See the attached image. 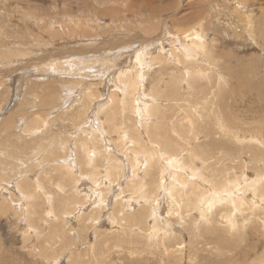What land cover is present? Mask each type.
Listing matches in <instances>:
<instances>
[{"label":"rangeland","instance_id":"obj_1","mask_svg":"<svg viewBox=\"0 0 264 264\" xmlns=\"http://www.w3.org/2000/svg\"><path fill=\"white\" fill-rule=\"evenodd\" d=\"M131 1L0 0V264H264V202L253 205L264 197L260 192L244 195L247 217L233 215L232 204L223 202L211 225L195 235L185 228V254L163 259L160 242L144 249L147 200L155 194L165 215L171 205V196L158 188L160 179L175 182L180 169H205L191 162V148L217 169L207 175L218 185L233 179L239 163L250 173L264 171V0H174L185 4L179 12L178 5L135 10ZM161 13L171 15V30L150 50L145 68L146 94L158 90L159 105L144 132L150 130L158 146L140 132L131 97L122 106L118 93L99 115L102 133L92 121L97 104L103 109L112 94L108 80L130 65L152 29L157 32ZM193 28L205 34V49L189 56L183 48H189ZM216 104L231 111L221 122L226 132L214 117ZM257 137L262 139L251 140ZM239 145L248 146L242 149L246 156ZM138 155L148 165L135 167ZM177 155L183 167L164 170ZM228 210L247 226H228L220 218Z\"/></svg>","mask_w":264,"mask_h":264},{"label":"bare ground","instance_id":"obj_2","mask_svg":"<svg viewBox=\"0 0 264 264\" xmlns=\"http://www.w3.org/2000/svg\"><path fill=\"white\" fill-rule=\"evenodd\" d=\"M131 1V0H130ZM139 0H132L129 5L130 7H139V8H146V7H151L152 9L159 11L161 10L160 7H168V9L171 6H175V2L176 1H168L167 3H163V2H157L158 0H141V2H138ZM253 2H255L256 0H252ZM259 1V0H257ZM181 3V2H180ZM178 5V6H177ZM177 8H176V12H179L184 5L181 4H177ZM187 5V4H186ZM125 6V5H124ZM202 7V6H200ZM133 9V8H132ZM163 11V10H162ZM161 11V12H162ZM142 13V11H141ZM144 13V12H143ZM149 13V12H148ZM174 13V12H173ZM172 13V15H173ZM199 15L198 17L201 18L202 13L200 11H198ZM162 14V13H161ZM139 15V14H138ZM145 15V14H143ZM153 15V14H152ZM156 15V14H155ZM154 15V16H155ZM124 16V15H123ZM98 17V16H97ZM147 17V16H146ZM151 17V16H150ZM156 17V16H155ZM171 17V15L169 16L168 14L164 15L162 14L160 21V25L156 26V31L155 33L154 30L152 29L153 32H149L150 35L146 36V39L141 42L140 47L138 48V50H136L133 54H132V59H131V63L130 65L128 64L126 67H124V69H119L118 70V74L117 76H111V78L108 80L109 83H111L112 86V94H108V97L106 100L105 104H103L102 101V105L105 106L103 109L100 107V102L97 104V108H96V113L95 115H93V127L98 128L99 130L102 131V133H104V126L102 124V120L100 119L101 117L99 116L100 113L104 112L106 109L108 110V108L110 107V105H112V102L110 100H113L114 97H116L115 95L118 93V97L120 98L121 102H122V106H124L125 104V99L127 97H131L130 98V102H132V107L135 110L136 113V118H137V122H139L138 124H140V128L138 126V128L140 129L141 133H144L145 136L147 137V139L153 143L154 145L158 146V142L153 141L150 138V134L148 133L149 131L147 130V132H144V127L147 128V125H149L148 123V119L151 117V111L153 110V108H155L156 106H158V103H154L155 100H159L158 99V95H155L157 92H159L156 89H153L154 94H146L145 91V79H146V70L145 68H147V66L150 65L149 60V56L151 55L150 50L152 49H156L159 48L158 45L160 42H162V44L165 42V40L167 39L169 33H170V25H169V18ZM197 17V18H198ZM54 18V17H53ZM113 18V17H112ZM120 18V17H119ZM175 18V17H173ZM184 19L186 18L185 16L183 17ZM55 20V19H54ZM174 20V19H173ZM87 21V20H86ZM202 21V19H201ZM176 22V21H175ZM88 23V22H87ZM70 24V23H69ZM157 24V23H156ZM90 25V24H89ZM131 25V24H130ZM179 25V24H176ZM255 25V24H254ZM52 27V26H51ZM179 27V26H178ZM182 27V26H181ZM256 27V26H255ZM151 29V28H150ZM77 30V29H76ZM119 30V29H118ZM182 30V29H181ZM97 31V30H96ZM122 31V30H121ZM190 31H192L194 33L193 38L190 40V45L189 48H183L185 50V52L189 55V56H193L194 54L198 55L200 54L201 49L204 51L205 49V41L204 38L206 37L205 34H203L202 31L193 28ZM254 31V30H253ZM83 32V31H82ZM99 32V31H98ZM184 32V31H183ZM182 32V33H183ZM191 32V33H192ZM59 33V32H58ZM148 33V32H147ZM179 33V31H178ZM177 33V35H178ZM185 34V33H184ZM186 35V34H185ZM69 36V35H68ZM97 36V35H96ZM257 36V35H256ZM102 37V36H101ZM122 37V36H121ZM125 37V36H124ZM145 37V36H144ZM187 37H191V36H187ZM116 38V36H115ZM131 38V37H130ZM107 39V38H106ZM117 39V38H116ZM133 39V38H132ZM85 40V39H84ZM99 40V39H98ZM120 40V38H119ZM125 41V40H124ZM129 41V39L127 40ZM138 41V40H137ZM86 42V41H85ZM110 42V41H109ZM115 42V41H114ZM121 42V41H120ZM120 42L118 44H120ZM102 44V43H101ZM111 44V43H109ZM174 45V44H173ZM120 46V45H119ZM123 46V45H121ZM128 46V45H127ZM130 46V45H129ZM113 47V46H112ZM178 47V46H177ZM101 48V47H100ZM103 48V47H102ZM105 48V47H104ZM117 48V47H116ZM120 48V47H119ZM128 48V47H127ZM136 48V47H135ZM165 48V47H164ZM108 49V48H106ZM133 49V48H132ZM137 49V48H136ZM47 50V49H46ZM87 50V49H86ZM102 50V49H101ZM190 51L194 52V54H192ZM206 52V51H205ZM106 53V52H105ZM179 53V52H178ZM216 53V52H215ZM81 54V53H80ZM161 54H163V52H161ZM84 56V55H83ZM73 58V57H72ZM71 59V58H69ZM120 59V58H119ZM159 59V55H156L154 57L151 58V60L155 61ZM170 59V58H169ZM30 60V59H29ZM73 59H71L70 61H72ZM181 60V59H180ZM77 61V60H74ZM205 61V60H204ZM24 62V61H23ZM54 62V61H53ZM79 62V61H77ZM156 62V61H155ZM76 63V62H75ZM84 63V62H83ZM128 63V62H127ZM64 64V63H63ZM123 64V63H122ZM57 65V63H56ZM62 65V63H61ZM65 65V64H64ZM68 65V64H67ZM125 65V64H124ZM4 67V66H3ZM75 67V66H74ZM80 67V65H79ZM78 67V68H79ZM82 67V66H81ZM61 68V67H60ZM77 68V67H76ZM213 68V67H212ZM72 69V68H71ZM80 69V68H79ZM73 70V69H72ZM208 70V69H206ZM76 71V69H75ZM79 71V70H78ZM81 71V70H80ZM209 71V70H208ZM62 72V71H61ZM64 72V71H63ZM68 72V71H67ZM72 72V71H71ZM66 73V72H64ZM206 73V72H205ZM2 75V74H1ZM38 77V76H37ZM6 79V78H5ZM221 79V76H220ZM160 82L158 83V88L160 89ZM2 83V82H1ZM207 84V83H206ZM152 87V86H151ZM154 87V86H153ZM152 87V88H153ZM210 87V86H209ZM111 87H109L110 90ZM220 89V88H219ZM223 89V88H222ZM220 91V90H219ZM110 93V92H109ZM122 94V96H121ZM47 97V96H46ZM45 97V98H46ZM51 98V97H50ZM46 100V99H45ZM48 100V97H47ZM101 100V99H100ZM235 101V100H234ZM233 101V104H234ZM241 102V101H240ZM245 100H242L241 104L244 103ZM47 103V102H46ZM50 103V102H48ZM114 103V102H113ZM156 104V105H155ZM109 106V107H106ZM63 106V105H62ZM225 104L223 107V104L218 105L216 104L213 107V111H214V117L215 119L218 121V123L220 124L219 126L222 128V130L224 132H226L225 128L221 125L222 120H229L228 118H231V111L227 113H225L224 109H225ZM241 106V105H240ZM84 107V106H83ZM95 107V106H94ZM65 108V107H63ZM244 108V107H243ZM129 109V108H128ZM68 110V109H67ZM235 110V109H234ZM247 110H249V108H247ZM130 112V111H129ZM236 112V110H235ZM241 112V111H240ZM132 113V112H131ZM165 113V110H164ZM227 114V117H226ZM123 115V113H122ZM135 115V114H134ZM204 115V114H203ZM153 117V116H152ZM239 117V115L235 114L234 116ZM246 117H251L250 115L246 114ZM155 118V117H154ZM10 119V118H9ZM123 119V118H122ZM183 119V117H182ZM130 120V119H129ZM132 121V120H131ZM181 121V120H180ZM188 121L190 122V126H194V122L193 119H188ZM154 122V121H153ZM187 122V121H186ZM236 121L232 120L230 124H236ZM43 123V122H42ZM134 123V122H133ZM10 124V123H9ZM8 124V125H9ZM192 124V125H191ZM241 124V123H239ZM125 126V125H123ZM169 126V125H168ZM171 126V125H170ZM237 126V125H236ZM103 127V128H102ZM127 127V126H126ZM95 128V129H96ZM167 128V127H166ZM230 128V127H229ZM122 129V128H121ZM129 129V128H128ZM163 129V128H162ZM168 129V128H167ZM120 130V129H119ZM118 130V131H119ZM116 131V134L117 132ZM135 131V129H134ZM159 131V130H158ZM123 130L120 132L122 133ZM119 133V132H118ZM132 133V132H131ZM241 133V132H240ZM73 134V133H72ZM106 134V133H105ZM126 134V133H125ZM130 134V133H129ZM133 134V133H132ZM156 134V133H155ZM177 134V133H176ZM179 134V133H178ZM177 134V135H178ZM244 133H241V136L239 138L243 137ZM264 134V133H263ZM118 135V134H117ZM122 135V134H121ZM167 135V134H166ZM165 135V136H166ZM90 136V135H89ZM163 136V135H162ZM170 136V135H168ZM237 136V135H236ZM263 136V135H262ZM137 138V136H134ZM238 137V136H237ZM128 138V137H127ZM141 138V137H140ZM169 138V137H168ZM139 139V137H138ZM262 138L257 137L255 139L251 140H255V141H260ZM130 140V139H129ZM245 140V139H244ZM127 141V139H126ZM148 141V142H149ZM247 141V139H246ZM129 142V141H128ZM127 142V143H128ZM164 142V141H163ZM133 143V142H132ZM147 143V142H146ZM169 143V142H167ZM166 143V144H167ZM189 143V141H188ZM251 143V142H249ZM134 144V143H133ZM144 144V142H143ZM164 144V143H163ZM170 144V143H169ZM145 146V144H144ZM142 147V146H140ZM139 147V148H140ZM148 147V146H147ZM160 147V146H159ZM246 147H248L247 145H239L236 147V149H238V151H243ZM149 148V147H148ZM153 148H151L152 150ZM155 149V148H154ZM243 149V150H242ZM138 150V149H137ZM157 150L160 151V149L158 148ZM169 150V149H168ZM170 151V150H169ZM147 152V151H144ZM168 152V151H167ZM141 153V152H140ZM149 152H147L146 154H148ZM161 153V152H160ZM142 154V153H141ZM189 154L191 155V162H197V160L199 161V163L205 167V169L202 172H199V168H192L191 173H187L185 171V169H180L182 174L180 173L179 176H173L175 182L172 181H167L165 180V177H162L160 179V182L158 184V188H162L163 189V193L165 194L164 196L169 195L171 196L172 200H170L171 205L168 206L167 208V214L165 215V208H163L162 206H160L159 200L157 197H155V194L153 196V201L151 200H147V202L151 203L150 204V212H149V216H148V229H146L147 232V236H145L147 238L146 241V246H145V250H149L151 251V247L156 246V244L158 245V243L160 242L162 247H161V255L164 258L170 257L173 254L176 255V253H181V254H185L186 253V248L188 246V244L186 243V231L188 232L187 229H192L194 235L196 234V231H199V228L203 225H211V221L214 218V212L218 209H223L220 206L223 205V202L225 203H229L232 204V210L234 211L233 215H237V213L240 211L242 213V215H245L243 213V209H242V205L244 203V195H250V192H254V193H264V171H260L257 173H250L252 171H250V169L245 165L243 166V164H240V171H238V173L236 175L233 176V179L227 178L226 182L218 185L216 180H213L214 177H209L207 175V171L209 170L210 173H216L217 169L213 168V169H209V167H213L212 164H206V161H204V156H202L201 154H198V152H196L194 150V148H191L189 150ZM164 155V154H163ZM183 155V154H182ZM177 155L174 156V158L170 159V160H166V167L164 170H167L169 172H171L169 169L173 168H181L182 163H183V157ZM150 156V155H148ZM152 156V155H151ZM150 156V157H151ZM241 156H246L245 152L241 153ZM132 157H134L132 155ZM140 155L135 157V162L134 165L139 166V165H144L147 164L145 163V161L143 159H140ZM245 158V157H244ZM74 159V158H73ZM120 159V157H119ZM152 158H150L151 160ZM160 159V158H159ZM118 160V159H117ZM146 160V158H145ZM247 160V159H246ZM244 160L243 163L246 164L247 161ZM124 161H118L119 162V167L122 166L124 163L126 164ZM144 163V164H143ZM154 163V162H152ZM148 165V164H147ZM146 165V167H147ZM164 165V164H163ZM43 166V165H42ZM65 166V165H64ZM128 166L130 167L131 165L128 163ZM162 166V164L160 165ZM239 167V168H240ZM154 168V167H153ZM142 169V168H141ZM155 169V168H154ZM150 170V169H149ZM197 171V172H196ZM13 172V171H12ZM126 176V175H125ZM36 180V179H35ZM37 182V181H36ZM119 186L120 183H115V188H114V193H116L119 190ZM112 188V187H111ZM122 188V187H121ZM249 189V190H248ZM158 190V189H157ZM176 192V194H175ZM250 193V194H249ZM19 196V195H18ZM9 198V197H8ZM258 200L254 201V206L255 207H259L257 206L258 203L260 204V202H264V197H259L257 196ZM137 199V196H136ZM100 200V199H99ZM109 200V199H108ZM112 201V200H111ZM135 202V199L132 198L129 203L131 205H133ZM159 204V205H158ZM27 205V204H26ZM15 206V205H14ZM20 206V205H19ZM99 207V206H97ZM136 209V208H134ZM198 211V213L202 214V216L200 218H198L195 213ZM252 214V213H251ZM24 215V214H23ZM103 215V214H102ZM107 215V214H106ZM232 214H230V210H228V212H224L223 214L220 215V218L224 219L225 223L232 227V229L234 231H240L242 226L243 228H245L247 225L245 224H237L236 220H235V216H233ZM250 215V213H249ZM247 217V215H245ZM255 216V215H254ZM25 217V216H24ZM103 217V216H102ZM27 218V217H26ZM32 219V218H31ZM90 219V218H89ZM249 219V218H247ZM245 219V220H247ZM256 219V218H255ZM79 220V219H78ZM100 222V221H99ZM260 222V221H259ZM98 223V222H97ZM183 223V226L181 227L179 224ZM94 228L97 231V225L94 224ZM197 225V228L195 229ZM262 226V225H261ZM187 228V229H185ZM118 229V228H117ZM254 231V230H252ZM31 233V232H30ZM90 234V233H89ZM83 235V234H82ZM90 236V235H89ZM132 236V235H131ZM231 236V235H230ZM95 239V238H94ZM79 240V239H78ZM89 240V239H88ZM101 240V239H100ZM168 240L173 241L174 243L169 244ZM76 242V241H75ZM192 242V241H191ZM88 243V242H87ZM94 243V242H93ZM78 244V243H77ZM80 244V243H79ZM78 244V245H79ZM85 245V244H84ZM83 245V246H84ZM79 247V246H78ZM77 247V248H78ZM175 250V251H174ZM131 251V250H130ZM154 251V250H153ZM174 251V252H173ZM96 252V251H95ZM198 250L196 249L194 252V255H191V260L193 263V261L195 259L198 258V254H197ZM135 253H137L138 255H142L140 253H138L137 251H135ZM177 254V255H178ZM161 257V256H160ZM178 257V256H177ZM151 258V257H150ZM185 258V257H184ZM154 259V258H153ZM172 259V258H171ZM210 259V258H209ZM190 260V261H191ZM231 260V259H230ZM165 261V260H164ZM98 262V261H97ZM165 263V262H163ZM98 264V263H97ZM180 264V261H179Z\"/></svg>","mask_w":264,"mask_h":264}]
</instances>
